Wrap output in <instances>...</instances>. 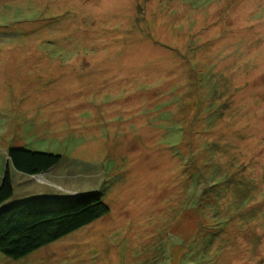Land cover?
I'll use <instances>...</instances> for the list:
<instances>
[{
  "label": "rangeland",
  "instance_id": "rangeland-1",
  "mask_svg": "<svg viewBox=\"0 0 264 264\" xmlns=\"http://www.w3.org/2000/svg\"><path fill=\"white\" fill-rule=\"evenodd\" d=\"M12 148L60 159L21 174ZM7 166L0 210L109 212L0 264H264V0H0Z\"/></svg>",
  "mask_w": 264,
  "mask_h": 264
},
{
  "label": "trees",
  "instance_id": "trees-1",
  "mask_svg": "<svg viewBox=\"0 0 264 264\" xmlns=\"http://www.w3.org/2000/svg\"><path fill=\"white\" fill-rule=\"evenodd\" d=\"M8 163L26 175L49 171L60 157L50 153L12 148ZM13 195L12 182L5 168L0 182V205ZM109 212L99 194L88 192L66 198H34L0 210V254L17 260L50 244Z\"/></svg>",
  "mask_w": 264,
  "mask_h": 264
},
{
  "label": "bare ground",
  "instance_id": "bare-ground-1",
  "mask_svg": "<svg viewBox=\"0 0 264 264\" xmlns=\"http://www.w3.org/2000/svg\"><path fill=\"white\" fill-rule=\"evenodd\" d=\"M99 232V231H98ZM110 264V263H109Z\"/></svg>",
  "mask_w": 264,
  "mask_h": 264
}]
</instances>
